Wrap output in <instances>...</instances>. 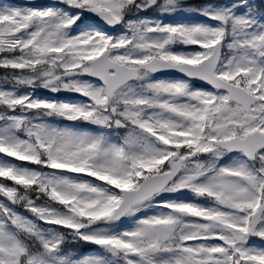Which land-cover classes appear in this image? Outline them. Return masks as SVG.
<instances>
[{
    "label": "snow or ice",
    "instance_id": "1",
    "mask_svg": "<svg viewBox=\"0 0 264 264\" xmlns=\"http://www.w3.org/2000/svg\"><path fill=\"white\" fill-rule=\"evenodd\" d=\"M0 264H264V0L0 3Z\"/></svg>",
    "mask_w": 264,
    "mask_h": 264
},
{
    "label": "rangeland",
    "instance_id": "2",
    "mask_svg": "<svg viewBox=\"0 0 264 264\" xmlns=\"http://www.w3.org/2000/svg\"><path fill=\"white\" fill-rule=\"evenodd\" d=\"M6 2H8V0H0V3H6ZM17 2H23V0H17ZM89 248H91L90 245H84V246H82L81 251L84 252V253H86V251H87Z\"/></svg>",
    "mask_w": 264,
    "mask_h": 264
}]
</instances>
